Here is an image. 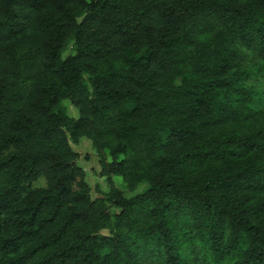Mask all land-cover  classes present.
I'll return each mask as SVG.
<instances>
[{
    "label": "trees",
    "instance_id": "obj_1",
    "mask_svg": "<svg viewBox=\"0 0 264 264\" xmlns=\"http://www.w3.org/2000/svg\"><path fill=\"white\" fill-rule=\"evenodd\" d=\"M0 264H264V0H0Z\"/></svg>",
    "mask_w": 264,
    "mask_h": 264
},
{
    "label": "rangeland",
    "instance_id": "obj_2",
    "mask_svg": "<svg viewBox=\"0 0 264 264\" xmlns=\"http://www.w3.org/2000/svg\"><path fill=\"white\" fill-rule=\"evenodd\" d=\"M67 53H63L64 55ZM62 105L64 106L67 114L71 117H77L76 110L71 106L68 101H63ZM72 149L78 154V165L82 167L85 171L87 182L91 187V192L93 197H97V192L95 188L98 187L101 192H106L107 186L104 183L103 179L98 176L99 166L98 161L95 156L94 150L91 148L90 143L87 140H82L78 146L71 145ZM116 187L122 192L125 197H132L138 193L142 187L137 188L136 190L129 189L128 186L118 178H114Z\"/></svg>",
    "mask_w": 264,
    "mask_h": 264
}]
</instances>
